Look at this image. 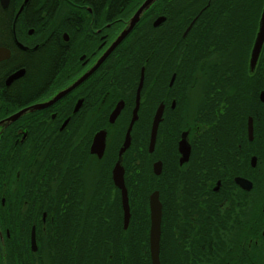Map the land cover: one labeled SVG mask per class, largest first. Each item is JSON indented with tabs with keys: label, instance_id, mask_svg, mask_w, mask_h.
<instances>
[{
	"label": "flooded vegetation",
	"instance_id": "flooded-vegetation-1",
	"mask_svg": "<svg viewBox=\"0 0 264 264\" xmlns=\"http://www.w3.org/2000/svg\"><path fill=\"white\" fill-rule=\"evenodd\" d=\"M21 1L0 5V120L58 98L0 125L11 175L0 188V264H93L96 238L108 260L118 244L123 263L144 169L160 233L166 206L167 264H264V87L224 94L212 55L191 70L202 8L190 16L155 0L110 49L143 0H28L15 19ZM263 53L264 42L248 68L260 61L262 77Z\"/></svg>",
	"mask_w": 264,
	"mask_h": 264
},
{
	"label": "trees",
	"instance_id": "trees-1",
	"mask_svg": "<svg viewBox=\"0 0 264 264\" xmlns=\"http://www.w3.org/2000/svg\"><path fill=\"white\" fill-rule=\"evenodd\" d=\"M142 0H130L127 7H136ZM264 0H175V6L182 9V13L188 12L193 16L196 11L202 8L196 27L191 30L200 31L196 36L192 33L191 37V70L199 63H203L202 57L214 53V49L221 51V59H214L211 63H218L220 69V82L224 94L231 95L236 92L247 95L250 92L255 94L259 87H264V78L260 71V61L253 72L248 70L249 51L255 37L259 16ZM158 3V1L156 2ZM162 5L166 2L160 1ZM159 3V4H160ZM153 6V5H151ZM150 6V7H151ZM147 8L144 14H150L151 8ZM180 12V13H181ZM165 13H167L165 11ZM217 51V52H220ZM209 61V60H208ZM206 62V61H205ZM223 114L229 121L226 127L232 123L233 108L230 105ZM224 124V125H226ZM9 149L0 147V188L4 182L9 185L11 175H9L8 163ZM148 173V174H147ZM150 174L143 170V180L139 184L136 196L129 197L130 221L125 230V261H119V245L111 247L113 252L111 259L106 258V254L101 252L100 244L96 238L94 243L93 264H150L148 253V228L149 212L147 197L152 191ZM96 216V215H95ZM166 206L164 205L161 233H160V252L161 264H167V229L165 226ZM101 221L103 219L101 218ZM120 223V215L117 220ZM123 232L120 224H117L116 233ZM66 262H63L65 264Z\"/></svg>",
	"mask_w": 264,
	"mask_h": 264
},
{
	"label": "water",
	"instance_id": "water-1",
	"mask_svg": "<svg viewBox=\"0 0 264 264\" xmlns=\"http://www.w3.org/2000/svg\"><path fill=\"white\" fill-rule=\"evenodd\" d=\"M27 1L28 0H22L21 1V4H20V6L16 12V15H15V19L18 17V15L20 14L21 10L23 9V7L27 3ZM154 1L155 0H143V2L139 5V7L136 9V11L133 13L132 17L130 18L129 25H128L127 29L123 30L120 33V35L116 38V40L111 44L110 49H112L120 40H122L125 37V35L131 29V27L140 18V15L143 13V11L146 10L148 8V6H150ZM7 4H8V0H0V5L2 8H5L7 6ZM263 42H264V1H263V6L261 9L260 16H259L257 32L255 34L254 41H253V44H252V47L250 50V54H249V65H248L249 70L253 69V67L257 61V58L259 56ZM7 56H8V51L6 49L0 47V59L6 58ZM262 73H263V77H264V53L262 55ZM141 79H142V76L140 77V83L138 85L137 94L139 93V89L141 87ZM263 94L264 93L262 92L261 98H263ZM57 98H58V94L52 100H50L47 103L35 104V105L28 106L26 108H23V109L19 110L18 112H16L15 114L0 120V125L3 123H9V122L15 120L16 118H18L22 114H24L26 111L39 109V108L45 106L46 104H49L50 102L55 101ZM137 99H138V96H137ZM136 110H137V103H136V107L134 109V115H133L131 122H130V127H131V124L133 123V121L136 119ZM118 111H119V108L117 107L114 111V114H116ZM158 118H159L158 116H155L153 123H152L151 132H150V142H149L150 147L152 146V144L154 142L155 133H156V126H157V122L159 120ZM129 128L127 130V135H126V138L124 140L123 146L121 147V149L119 151V154L121 152H123L125 150V148L128 146ZM187 153H188V150L185 151V154H184L185 158L187 156ZM155 166H157V164ZM122 172H123L122 167L117 162L112 169V178H113V182H114L115 186H117L121 190V207L123 210V224H124V227H126L128 224V220H129V207H128V198H127L126 190H125L124 185H123ZM148 207H149L148 239H149L150 261H151V264H160V262H159V240H160L161 205H160V202L158 199V193L156 191L150 193V195L148 197Z\"/></svg>",
	"mask_w": 264,
	"mask_h": 264
},
{
	"label": "rangeland",
	"instance_id": "rangeland-1",
	"mask_svg": "<svg viewBox=\"0 0 264 264\" xmlns=\"http://www.w3.org/2000/svg\"><path fill=\"white\" fill-rule=\"evenodd\" d=\"M258 28V27H257ZM257 32V31H256ZM254 40V39H253ZM214 53H211L210 55H212L210 58H212V59H221L222 57H221V51L220 50H218V48H215L214 50ZM217 51H220V52H217ZM249 53H250V51H249ZM247 65H249V57H248V64ZM248 68H249V66H248ZM191 87H192V89H194V88H196L195 90H197V86H195L194 87V85L192 86L191 85ZM198 91V90H197ZM197 91H195L194 93H196Z\"/></svg>",
	"mask_w": 264,
	"mask_h": 264
}]
</instances>
